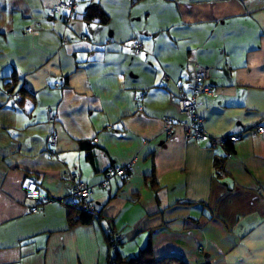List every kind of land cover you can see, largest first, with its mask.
I'll use <instances>...</instances> for the list:
<instances>
[{"label": "crops", "instance_id": "1", "mask_svg": "<svg viewBox=\"0 0 264 264\" xmlns=\"http://www.w3.org/2000/svg\"><path fill=\"white\" fill-rule=\"evenodd\" d=\"M58 2L0 0V264H108L148 242L156 259L264 264V0H83L69 25L51 14ZM97 8L105 23L86 19ZM198 66L214 94L197 113L211 137L242 133L232 146L165 131ZM125 165L128 178L99 187ZM71 172L95 213L73 228Z\"/></svg>", "mask_w": 264, "mask_h": 264}, {"label": "built area", "instance_id": "2", "mask_svg": "<svg viewBox=\"0 0 264 264\" xmlns=\"http://www.w3.org/2000/svg\"><path fill=\"white\" fill-rule=\"evenodd\" d=\"M83 0H59L58 5L52 10V15L61 20L65 25H69L73 22L76 16V9L78 4ZM37 26L39 23L36 24ZM27 34L37 35L38 30L35 26H29L25 29ZM142 50V44L136 41L134 44V52L139 54ZM211 69L207 66H198L194 78L191 83L187 85L178 84V96H177V108L183 119L179 121H173L171 118H167L164 121V128L167 134L174 133L178 128L183 132L185 139L187 140H204L209 139L212 147H224L227 142L235 144L242 138V133H234L223 137H211L204 128L203 119L197 113V98L200 95L212 96L214 89L210 84ZM166 89V87H163ZM16 99H21L20 93L14 95ZM48 119L51 122L57 121V116L54 112L48 111ZM255 132L264 138V125H259L255 128ZM59 144V137L56 133H53L49 139V151L51 154H55L56 148ZM131 173V166L125 165L123 167H110L108 170V177L103 181L99 187L106 188L109 185L110 178L117 176L120 178H128ZM69 178L72 181V187L69 196L76 202L80 203V206L85 210L92 209V203L90 201V187L78 179L76 173H69ZM26 198L35 202V205L30 209L32 213H39V205L44 201L40 197V191L36 185L31 181H27L25 185ZM107 238L109 241L111 251L117 252L119 244L122 240V236L116 233L111 228L107 230Z\"/></svg>", "mask_w": 264, "mask_h": 264}, {"label": "trees", "instance_id": "3", "mask_svg": "<svg viewBox=\"0 0 264 264\" xmlns=\"http://www.w3.org/2000/svg\"><path fill=\"white\" fill-rule=\"evenodd\" d=\"M99 18L101 23H105V14L100 8L94 9L86 15L87 20H93ZM14 81L6 84L9 92H12V85ZM233 144L227 142L225 146H232ZM224 146V147H225ZM82 148L89 149L90 145L82 143ZM221 163L217 164L219 166ZM152 187H155V182L150 183ZM95 213L92 210H85L80 206V203L72 204L69 207L68 222L69 227L73 228L78 225H89L94 221ZM186 264L182 260L175 257H164L156 259L152 252L151 242H148L147 246L142 249L135 257H122L119 254H115L108 264Z\"/></svg>", "mask_w": 264, "mask_h": 264}, {"label": "rangeland", "instance_id": "4", "mask_svg": "<svg viewBox=\"0 0 264 264\" xmlns=\"http://www.w3.org/2000/svg\"><path fill=\"white\" fill-rule=\"evenodd\" d=\"M114 253V251H112Z\"/></svg>", "mask_w": 264, "mask_h": 264}]
</instances>
